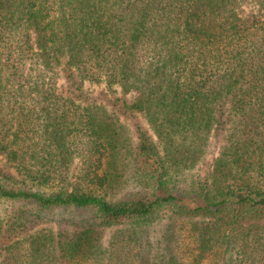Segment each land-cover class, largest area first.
I'll return each instance as SVG.
<instances>
[{"label":"trees","instance_id":"trees-1","mask_svg":"<svg viewBox=\"0 0 264 264\" xmlns=\"http://www.w3.org/2000/svg\"><path fill=\"white\" fill-rule=\"evenodd\" d=\"M0 264H264V0H0Z\"/></svg>","mask_w":264,"mask_h":264},{"label":"rangeland","instance_id":"rangeland-1","mask_svg":"<svg viewBox=\"0 0 264 264\" xmlns=\"http://www.w3.org/2000/svg\"><path fill=\"white\" fill-rule=\"evenodd\" d=\"M85 90L88 92V94L90 96H96V94H99L101 92H103L104 90H107L105 88V86L102 85H93V84H89L86 83L85 84ZM109 94V93H108ZM120 94L117 92L115 94H109L108 97H115V96H119ZM101 98H104L103 96H99ZM126 98L130 101L131 97L130 95L126 96ZM136 117H131L129 119H125L123 117H121V122L126 125V127L128 128L126 135L129 136L133 135V140H135L134 136H135V124L136 122H140L143 126L147 127V122L144 118L143 115L138 114L135 115ZM219 144L220 142L217 141L216 139H214L210 150L208 151L204 161L202 162V164L200 166H198L197 168H195L193 170V173L198 174V173H203L208 171L210 169V164L212 163L213 159L217 156L218 154V150H219ZM128 174V172H126ZM191 174V173H190ZM127 176V175H126ZM119 189H123V187H120ZM49 226H54L53 224L49 225Z\"/></svg>","mask_w":264,"mask_h":264}]
</instances>
